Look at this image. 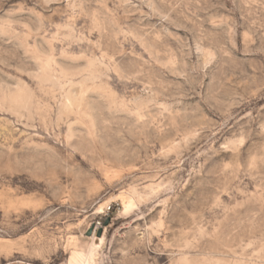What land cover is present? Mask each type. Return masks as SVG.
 Segmentation results:
<instances>
[{"label":"rangeland","instance_id":"1","mask_svg":"<svg viewBox=\"0 0 264 264\" xmlns=\"http://www.w3.org/2000/svg\"><path fill=\"white\" fill-rule=\"evenodd\" d=\"M0 264H264V0H0Z\"/></svg>","mask_w":264,"mask_h":264},{"label":"water","instance_id":"2","mask_svg":"<svg viewBox=\"0 0 264 264\" xmlns=\"http://www.w3.org/2000/svg\"><path fill=\"white\" fill-rule=\"evenodd\" d=\"M107 223V222H106ZM92 234V228H90L88 231H87V235H91ZM101 234V229H99L98 231V236H100Z\"/></svg>","mask_w":264,"mask_h":264}]
</instances>
